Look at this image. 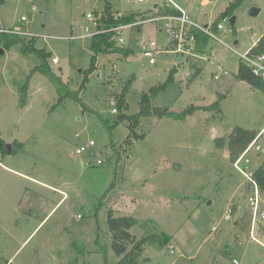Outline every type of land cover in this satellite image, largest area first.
I'll return each mask as SVG.
<instances>
[{
	"label": "rangeland",
	"instance_id": "rangeland-1",
	"mask_svg": "<svg viewBox=\"0 0 264 264\" xmlns=\"http://www.w3.org/2000/svg\"><path fill=\"white\" fill-rule=\"evenodd\" d=\"M110 1L126 15L154 10L165 0ZM233 1L172 0L169 6L185 9L203 25L222 22L217 35L245 52L264 34V0H242L224 17ZM253 6L261 8L256 16L249 13ZM103 8V0H0V28L37 36V46L52 53L54 72L80 97L59 101L64 91L36 72L21 106L19 85L41 59L24 53L20 43L0 39V138L12 144L10 154L0 150V264H128L112 246L110 208L136 218L131 232L138 237H170L165 245L146 246L139 264H231L233 258L264 264V244L251 237L253 187L235 169L228 148L230 134L241 126L256 131L264 149V92L236 78L240 56L212 37L203 51L174 52L160 31L163 22L134 28L123 51L99 55L97 70L86 78L91 39L68 37L83 33L89 11ZM149 38L163 48L154 64L142 54ZM174 68V81L154 104L180 112L212 105L222 95L221 111L197 109L184 120L143 117L136 131L145 138L124 143L131 131L128 119L118 121L120 113H137L142 95ZM131 76L128 108L121 111L116 96ZM91 139L96 144L76 154ZM249 155L252 169L264 161L254 147ZM261 198L264 203V192ZM255 236L263 239L264 220L257 221Z\"/></svg>",
	"mask_w": 264,
	"mask_h": 264
},
{
	"label": "trees",
	"instance_id": "trees-1",
	"mask_svg": "<svg viewBox=\"0 0 264 264\" xmlns=\"http://www.w3.org/2000/svg\"><path fill=\"white\" fill-rule=\"evenodd\" d=\"M242 0H234L231 2L227 8L222 12L224 17L234 13V10L237 6L241 3ZM104 8L102 9L103 13V20L104 23H120V22H132L143 20L146 18L152 17L150 14L153 9L142 13H130L123 15L119 11L114 10L113 4L110 0H103ZM155 13H178L176 8L171 7H162L159 6L157 9H154ZM117 13L120 14V18L118 20H114L112 14ZM154 13V14H155ZM216 29V25L214 26ZM139 30V29H137ZM198 41L196 44L197 51H203L204 45L208 41V35L203 33H198ZM0 39H3L6 45H11L14 43H20L22 46V50L24 53L34 52L36 53L41 62L33 68L30 74L27 76L25 82L21 83L18 88V95H19V104L21 106H25L28 102V94H29V87L30 81L36 72H43L48 77H50L57 85V88L60 91H64L65 94H61L59 101H62L65 96H72L75 99L80 98L79 92H72L66 87V84L62 81L61 77L57 75L51 67L49 62V58L52 56V53L47 50L46 47H38L37 41L38 37L35 35H26L20 33H9V32H0ZM90 49L93 52L91 57V64L90 67L85 71L86 78L95 72L98 68V56L102 54L111 53L114 51H123V46H118L114 41L111 40L109 33L98 34L94 37L90 38ZM251 51L258 53L264 51V34L258 39L257 43L251 48ZM126 55H129L132 50L126 48L124 50ZM177 70L174 68L171 70L169 77L167 80L155 87H152L151 90L147 93H144L141 97L139 102L140 108L137 113L134 114H127L125 112L120 113L118 117V121H123L125 119L129 120V128H130V136L125 140L124 143H132L134 139H142L145 138L147 134L139 133L136 131L137 126L141 122L143 117L148 116H158L172 118L174 120H184L189 115L193 114L197 109H204V110H214L217 109L221 111V99L222 95L219 96L216 102L212 105L208 106H191L186 108L183 111H176L171 110L168 107H162L159 105L154 104L153 98L157 95L159 91L167 87V85L174 81L175 79V72ZM199 73V69L196 70V74ZM236 78L239 80H243L251 84L253 87L261 90L264 92V80L255 76L252 70L248 67L246 63L242 60L240 61L239 68L237 73L235 74ZM87 80V79H86ZM134 80V76L129 77L122 89L116 96L117 101L116 104L118 108L122 111L124 108H128L127 104V94L130 90L131 84ZM84 85V84H83ZM66 87V92L65 88ZM132 137V138H130ZM257 138V133H253L252 130H248L244 127L238 126L236 127L233 132L229 136L228 148L230 151V158L234 161L245 149L246 147L251 144ZM220 146L225 145L224 139L218 140ZM221 141V142H220ZM3 139L0 138V150L2 153L6 154L7 152L2 147ZM254 180L256 181L257 185L261 192H264V161L260 164L253 173ZM112 204V202H111ZM114 205V203H113ZM137 222L136 218L131 215H120L117 216L114 213V209L110 208L108 210V224L112 234V246L115 253L122 257L121 262H127L128 264H139V258L141 257L142 253L145 251L146 246L149 244L159 243L161 245H165L170 240V237H164L161 240V235L156 233H149L144 234L142 236H136L131 232L132 226Z\"/></svg>",
	"mask_w": 264,
	"mask_h": 264
},
{
	"label": "built area",
	"instance_id": "built-area-1",
	"mask_svg": "<svg viewBox=\"0 0 264 264\" xmlns=\"http://www.w3.org/2000/svg\"><path fill=\"white\" fill-rule=\"evenodd\" d=\"M145 1V0H138ZM212 0H205L206 3L211 2ZM169 2L172 0H165L162 4L158 3V7H170ZM178 13H156L150 18H146L143 20L132 21V22H120V23H104L102 10H91L86 14L87 23L82 26L83 33L79 35H71L68 39H77V38H86V37H94L98 34L109 33L111 40L114 41L118 46H124L127 43L128 38L132 35V30L137 28L139 25L144 23H159L163 22V27H160V31L166 32L168 37L170 38L172 44L175 46L174 52L183 55L186 52H193L196 50V44L198 41V33H203L212 37L222 44L226 45L228 48L233 50L236 54L240 56V59L248 65V67L252 70L253 74L258 78L264 80V51L255 53L251 51V48L245 52H240L234 46L229 45L226 41L219 37L216 33V30H220L224 28L222 22L216 23V29H214L213 25L209 24H200L195 21L190 14L184 10L183 8L176 7ZM114 20H118L120 18V14L113 13L112 14ZM25 19V16H22V20ZM134 31V30H133ZM0 32H11L5 31L3 28H0ZM140 34V30H137V34ZM20 34L32 35L28 32L21 31ZM53 37L54 36H48ZM140 35H137L139 38ZM142 54L144 57L148 58L150 64H154L156 62V56L162 51V47L157 43L155 39L149 38L148 40L142 42ZM53 63H58V57L52 58ZM114 71H117V68L114 66ZM217 77V76H216ZM113 112H118L117 108L112 109ZM78 135V134H77ZM258 137L249 144L246 149L233 161L235 169L241 173L247 181L252 185L253 192L252 195L249 196V205L251 208V216H252V227H251V237L255 240H258L262 244H264V236L263 239H259L255 236V226L258 220H264V207L263 200L261 198V191L256 181L254 180L253 173L255 169L251 168V159H250V150L254 147L256 151L263 152L261 144L258 142ZM96 144L95 140L91 139L87 145H81L76 149V154L83 153L88 147H92ZM97 163H101V160L98 159ZM233 214V206H229L227 209L224 218L229 220ZM81 214L78 215L80 217ZM215 229V227H214ZM171 252H174V249H171ZM231 264H240V261L237 258H233Z\"/></svg>",
	"mask_w": 264,
	"mask_h": 264
},
{
	"label": "water",
	"instance_id": "water-1",
	"mask_svg": "<svg viewBox=\"0 0 264 264\" xmlns=\"http://www.w3.org/2000/svg\"><path fill=\"white\" fill-rule=\"evenodd\" d=\"M154 8H158V3H155ZM260 11H261V8H259V7H257V6H253L252 8H250L249 13H250V15H252V16H256V15L259 14ZM235 21H236V17H235V16H232V17L230 18V22H231V24L234 25V24H235ZM206 25H207V24H206ZM235 43H237V42H235ZM2 51H3V50H0V52H2ZM175 60L178 61V62H180V61L183 60V56H178ZM98 76H101V71L98 72ZM253 133H256V131H253ZM11 146H12L11 143H5V142L2 143V147H3L4 150H5L6 152H8L9 154L11 153ZM211 203H212V200H209V201H208V205H210Z\"/></svg>",
	"mask_w": 264,
	"mask_h": 264
},
{
	"label": "crops",
	"instance_id": "crops-1",
	"mask_svg": "<svg viewBox=\"0 0 264 264\" xmlns=\"http://www.w3.org/2000/svg\"><path fill=\"white\" fill-rule=\"evenodd\" d=\"M204 2H205V0H204ZM205 3H206V2H205ZM154 6H155V4H154ZM154 6H153V8H154ZM154 9H157V8H154ZM184 10H185V9H184ZM262 35H263V34H262ZM262 35H261V36H262ZM257 41H258V39L256 40L255 44L257 43ZM235 42H237V43H238L239 41H238V40H236ZM237 43H236V44H237ZM263 129H264V128H263ZM263 129H262V131H263Z\"/></svg>",
	"mask_w": 264,
	"mask_h": 264
}]
</instances>
